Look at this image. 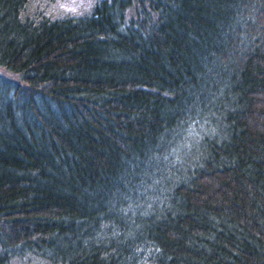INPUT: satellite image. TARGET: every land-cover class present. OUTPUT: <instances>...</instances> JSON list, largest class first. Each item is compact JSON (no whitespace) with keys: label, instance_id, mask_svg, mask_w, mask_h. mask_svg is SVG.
Here are the masks:
<instances>
[{"label":"trees","instance_id":"obj_1","mask_svg":"<svg viewBox=\"0 0 264 264\" xmlns=\"http://www.w3.org/2000/svg\"><path fill=\"white\" fill-rule=\"evenodd\" d=\"M30 2L0 0V264H264V0Z\"/></svg>","mask_w":264,"mask_h":264},{"label":"rangeland","instance_id":"obj_2","mask_svg":"<svg viewBox=\"0 0 264 264\" xmlns=\"http://www.w3.org/2000/svg\"><path fill=\"white\" fill-rule=\"evenodd\" d=\"M31 7H42L52 16L74 14L79 15L89 10L95 0H30ZM33 8V9H34ZM6 76L4 71H1Z\"/></svg>","mask_w":264,"mask_h":264}]
</instances>
